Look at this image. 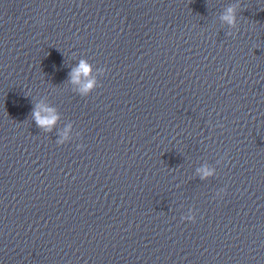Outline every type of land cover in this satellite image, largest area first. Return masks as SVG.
Instances as JSON below:
<instances>
[{
  "label": "water",
  "instance_id": "obj_1",
  "mask_svg": "<svg viewBox=\"0 0 264 264\" xmlns=\"http://www.w3.org/2000/svg\"><path fill=\"white\" fill-rule=\"evenodd\" d=\"M0 264H264V0H0Z\"/></svg>",
  "mask_w": 264,
  "mask_h": 264
},
{
  "label": "clouds",
  "instance_id": "obj_2",
  "mask_svg": "<svg viewBox=\"0 0 264 264\" xmlns=\"http://www.w3.org/2000/svg\"><path fill=\"white\" fill-rule=\"evenodd\" d=\"M220 19L230 27H235V7L230 6L225 9ZM103 71L104 69H96L95 75H93L92 66L87 60L81 59L70 73V82L77 86V91L82 96H88L97 87V75L102 74ZM32 118L35 121L36 125L40 127L44 132H50L57 124L59 120V114L54 107L46 105L44 103H38L32 110ZM72 128L73 125L71 122L66 124L64 128L59 131L56 143L64 144L67 141L71 140ZM77 135L79 134L77 133ZM77 147L79 148L81 146L77 145ZM197 173L200 175L201 179H207L210 176H214L216 174V170L214 168H210L207 165H203L197 169ZM223 192L224 189H220L219 192H217V195L219 196ZM181 219L194 221L195 215L193 213V210L189 209L188 214L186 216H182Z\"/></svg>",
  "mask_w": 264,
  "mask_h": 264
}]
</instances>
